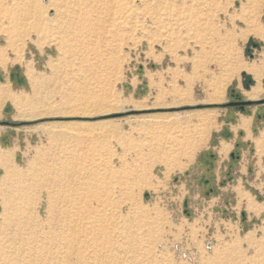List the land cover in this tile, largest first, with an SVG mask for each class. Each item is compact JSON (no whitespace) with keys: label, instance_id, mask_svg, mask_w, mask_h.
Wrapping results in <instances>:
<instances>
[{"label":"rangeland","instance_id":"obj_1","mask_svg":"<svg viewBox=\"0 0 264 264\" xmlns=\"http://www.w3.org/2000/svg\"><path fill=\"white\" fill-rule=\"evenodd\" d=\"M0 47V264H264V147L213 165L237 115L264 140V0H0Z\"/></svg>","mask_w":264,"mask_h":264},{"label":"crops","instance_id":"obj_2","mask_svg":"<svg viewBox=\"0 0 264 264\" xmlns=\"http://www.w3.org/2000/svg\"><path fill=\"white\" fill-rule=\"evenodd\" d=\"M10 57V56H9ZM6 54V49L0 47V70L3 72H7L11 69V67L14 65L13 63L15 62H10V58H9ZM9 59V60H8ZM9 81L7 79V81L2 82L0 80V179L1 177H3L4 173H5V168L7 167L6 162L4 160V158L6 157V150L5 149H15V159L19 153V146L15 143L14 145H12L11 147H4L1 143V141H4L6 139V134L9 133V131L14 130L15 133L18 135L19 137V132L22 131L23 129L26 130L28 129L27 127L24 128H19V127H15L14 125H10V124H3V122H12L9 121V119L11 120H16L18 119V117L11 115V111L8 110L7 108V103L8 102H13L16 101L17 99H19L20 97H24L22 96L25 92H23V90H15L13 87L12 82ZM259 94L255 97H258ZM26 97V96H25ZM250 97V96H249ZM250 97V98H255ZM13 100V101H12ZM14 104V102H13ZM20 104V103H19ZM20 113V111H19ZM228 117L227 120H230L233 118V116L235 117L237 113L233 112L232 110L228 112H225ZM21 117V115H19ZM22 119V117H21ZM25 119H29V118H25ZM254 116L251 115H246V114H241V115H237L236 116V122L235 124L232 125V130L234 132V139H221L219 141L216 142V144L214 145V154L213 155H217L216 160H214L213 165L215 166L214 169V175L216 178H214V184H216V181H221V178H224L226 170L228 168L229 171L228 172V176H230V173L234 172L235 175V180L234 182L236 183V186H239V184H242V179H244L247 176V172H248V167H249V163L247 162V158L246 157H242V154L239 158V160L237 162H234L232 164V151L236 148V144H237V139L241 136V140H245V141H255L256 144H258L259 147H264V140H259L257 141V137H254ZM264 130V129H263ZM213 133L212 136L210 138V142L213 140ZM209 146H207L208 148ZM205 148V149H207ZM8 156V155H7ZM10 156V155H9ZM244 156V154H243ZM198 159V158H196ZM197 161V160H196ZM202 164V163H201ZM206 164H209L206 161ZM194 163L191 164V169H193V171H197V170H202L203 167H201L199 165L198 162V169L195 170L196 167L193 166ZM12 166V165H11ZM11 166H9V168H11ZM231 168V169H230ZM225 171V172H224ZM203 177V176H202ZM201 177V178H202ZM231 187V185H230ZM233 189V188H231ZM232 191H235L234 189ZM242 191V190H241ZM242 194V193H241Z\"/></svg>","mask_w":264,"mask_h":264},{"label":"bare ground","instance_id":"obj_3","mask_svg":"<svg viewBox=\"0 0 264 264\" xmlns=\"http://www.w3.org/2000/svg\"><path fill=\"white\" fill-rule=\"evenodd\" d=\"M32 71V70H31ZM33 72V71H32ZM30 73V72H29ZM34 77H35V75H33ZM33 77V78H34ZM213 92V91H212ZM217 93V92H216ZM218 94V93H217ZM180 95V94H179ZM252 96H256V93H252L251 94ZM213 96V95H212ZM216 96V95H215ZM254 96V97H255ZM216 99V98H215ZM214 99V100H215ZM213 100V99H212ZM217 100V99H216ZM211 120H213V119H211ZM203 144V143H202ZM11 157L10 156H7V157H5L4 158V160H5V162H6V165L9 167V161H11V159H10ZM29 165V164H28ZM44 174V173H43ZM50 179V178H49ZM52 180V179H51ZM53 181V180H52ZM59 182V181H58ZM53 183V182H52ZM56 184V183H55ZM58 184H60V183H58ZM57 186V185H56ZM60 186V185H59ZM144 187V186H143ZM64 191V190H63ZM59 192V191H58ZM59 194V193H58ZM71 194V193H70ZM76 197H78V196H76ZM57 199H58V197H57ZM82 199V198H81ZM42 201V200H41ZM41 202H39V204H40ZM92 207V206H91ZM40 208V207H39ZM123 208V207H122ZM77 209H79V206H78V208ZM123 212V210L121 211V213ZM40 214V213H39ZM65 215H66V219H64V220H62V223H60L58 226H55V230H56V233H64V234H67V235H70V233L71 234H73V235H75V234H77V232L79 231V230H81V231H83V229H84V226H80V228L78 227H75V226H77V225H75V226H73L71 223H72V221L70 220V218H69V215H70V211L67 209L66 210V212H65ZM72 219V218H71ZM39 221V220H38ZM78 221V220H77ZM76 222V221H75ZM75 222H74V224H75ZM39 223V222H38ZM88 229V228H87ZM98 230V229H97ZM58 231V232H57ZM87 231H89V229L87 230ZM84 232V231H83ZM80 235V234H79ZM84 237V236H83ZM89 237V236H88ZM80 238V237H79ZM85 238V237H84ZM49 240V239H48ZM67 241H69V240H67ZM92 251V250H91ZM65 252V251H64ZM33 259V258H32ZM31 259V260H32ZM35 261V260H34ZM33 261V262H34Z\"/></svg>","mask_w":264,"mask_h":264},{"label":"water","instance_id":"obj_4","mask_svg":"<svg viewBox=\"0 0 264 264\" xmlns=\"http://www.w3.org/2000/svg\"><path fill=\"white\" fill-rule=\"evenodd\" d=\"M240 98H241V97L238 98L239 100H236V101H232V102H230L228 105H230V106H240V108H241L242 110H244V109L246 108V106H248V105H252L253 102H254V101H251V100H241ZM7 123H8V122H6V124H7ZM233 156H234V154H233Z\"/></svg>","mask_w":264,"mask_h":264},{"label":"trees","instance_id":"obj_5","mask_svg":"<svg viewBox=\"0 0 264 264\" xmlns=\"http://www.w3.org/2000/svg\"><path fill=\"white\" fill-rule=\"evenodd\" d=\"M17 74V75H16ZM20 75V73L19 72H15V73H13L12 72V78H15L16 76H19ZM0 79L2 80V81H4V76H3V74L0 72ZM21 123H17V124H15V125H20ZM235 159H237V157H238V155L235 153ZM208 163L210 164V162L208 161Z\"/></svg>","mask_w":264,"mask_h":264}]
</instances>
